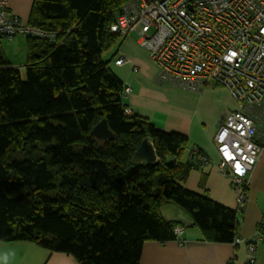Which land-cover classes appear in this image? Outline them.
I'll return each mask as SVG.
<instances>
[{
	"label": "trees",
	"instance_id": "1",
	"mask_svg": "<svg viewBox=\"0 0 264 264\" xmlns=\"http://www.w3.org/2000/svg\"><path fill=\"white\" fill-rule=\"evenodd\" d=\"M130 1L34 0L28 23L48 35L27 36L22 68L0 43V242L31 243L77 264H141L144 245L177 242L178 227L238 246L243 208L212 199L205 172L201 192L186 187L212 165L207 154L197 148L208 162L183 161L188 137L126 112V86L103 56L127 37L111 29ZM103 120L113 140L92 135ZM146 138L158 162L133 165ZM164 203L190 223L167 219ZM255 260L250 251L244 264Z\"/></svg>",
	"mask_w": 264,
	"mask_h": 264
},
{
	"label": "built area",
	"instance_id": "2",
	"mask_svg": "<svg viewBox=\"0 0 264 264\" xmlns=\"http://www.w3.org/2000/svg\"><path fill=\"white\" fill-rule=\"evenodd\" d=\"M8 9L0 1V36L48 35ZM111 30L122 36L138 32L141 46L159 67L158 84L201 91L216 83L232 93L238 106L219 125L214 145L218 170L232 179L242 209L244 188L264 150V0H131ZM127 62L121 57L115 63ZM130 93L125 87V97ZM191 156L208 162L197 149ZM263 231L264 223L249 242L251 252L263 241ZM175 232L184 246L182 229Z\"/></svg>",
	"mask_w": 264,
	"mask_h": 264
},
{
	"label": "crops",
	"instance_id": "3",
	"mask_svg": "<svg viewBox=\"0 0 264 264\" xmlns=\"http://www.w3.org/2000/svg\"><path fill=\"white\" fill-rule=\"evenodd\" d=\"M0 1L7 3V7L23 23L29 24L28 20L34 0ZM127 37L120 46L116 60L124 57L128 62L123 66L115 64L119 68L115 71L116 74L124 85L130 86L132 90V93L125 97L126 103L135 113L149 118L157 128L181 133L188 137L186 160L197 148L206 153L211 160V156L215 153L214 139L218 133L219 125L224 123L230 112L236 108L235 101L230 95L231 92L229 93L227 88L216 83L210 84L201 92L158 84V66L151 60L147 50L141 46L139 39ZM26 39L25 36L17 35L7 43L0 42L8 60L13 65L20 64L19 68L24 67L27 59ZM135 68L137 72H135ZM214 106L221 109L219 116L216 117V122L211 126L204 123L201 126V122L204 120L201 115L202 111ZM216 165L213 163L204 171L195 170L197 174L195 176L192 174L186 185L188 188H193L195 181L194 185L198 187L205 172L208 175L206 178L209 195L213 197L216 192L214 200L226 204V199L222 198L224 196L231 198L228 195L230 188H224L230 177L222 175ZM192 178L193 182L189 184ZM232 187L234 188L233 183ZM246 187L247 202L239 212L240 242L238 246L204 241L200 231L189 228L190 230L186 231L185 229L183 234L184 246L177 242L146 243L143 248L141 264H244L250 256L248 242L254 240L259 234L261 222L264 220V150L259 164L249 176ZM166 218L190 223L189 218L183 212L170 213V216ZM255 257L254 264H264V239L257 247ZM0 264H77V262L71 256L51 253L31 243L0 242Z\"/></svg>",
	"mask_w": 264,
	"mask_h": 264
},
{
	"label": "rangeland",
	"instance_id": "4",
	"mask_svg": "<svg viewBox=\"0 0 264 264\" xmlns=\"http://www.w3.org/2000/svg\"><path fill=\"white\" fill-rule=\"evenodd\" d=\"M6 5H7V3H6ZM8 6V5H7ZM9 11L11 12V13H13L10 9H9ZM14 14V13H13ZM118 19V18H117ZM20 38H22V37H20ZM127 38H134V39H139V34H138V32L137 31H135V32H132L131 34H129V36L127 37ZM23 39V38H22ZM0 41L2 42V43H7V42H9L10 40L9 39H7V38H1L0 39ZM140 43V42H139ZM120 48L121 47H119V45H117V46H114L111 50H109L107 53H105V55L103 56L104 57V61H109V64H110V69L113 71V73H115L116 74V70H119V68L118 67H116V59L118 58V55H119V50H120ZM116 55V56H115ZM150 56V55H149ZM155 63V62H154ZM156 64V63H155ZM14 65H16V66H18V65H20V64H14ZM157 65V64H156ZM158 66V65H157ZM159 68V67H158ZM24 72V71H23ZM158 73H159V71H158ZM24 74V73H23ZM117 75V74H116ZM118 76V75H117ZM158 76V75H157ZM119 77V76H118ZM120 78V77H119ZM127 87V86H126ZM221 87H223V86H221ZM225 88V87H224ZM229 93H230V91L228 90V89H226ZM202 91V90H201ZM201 91H198V92H201ZM131 94V93H130ZM129 94V95H130ZM129 95H127V97L129 96ZM230 95L232 96L231 98H233L234 99V101H235V104H236V107L238 106V103H237V101H236V99L234 98V96L232 95V93H230ZM220 112H221V109L218 107V106H214V107H211V108H208V109H206V110H204V111H202V118H204V120L201 122V126H203V123L204 124H206V125H208V126H211L212 124H214L215 122H216V117H218L219 116V114H220ZM214 149H215V153L213 154V156H211V163L213 164H217L216 166H218V163H219V155H218V153H217V150H216V148L214 147ZM188 148H186L185 150H184V152H183V154H182V156H181V159L183 160V161H185L186 160V158H187V155H188ZM194 176H195V174H197L195 171H194ZM193 180V178L191 179V181H190V183L189 184H192V181ZM229 180V181H228ZM228 180H227V184H225V187L224 188H230V192H229V196L231 197V198H229V197H225L223 194V198L222 199H226L225 200V203L226 204H224V205H226L227 207H229V208H231V209H234V210H236L237 209V207H238V197H239V194L237 193V191L236 190H234V188L232 187V183H233V181H232V179H230V178H228ZM194 184H195V181H194ZM193 184V188H189V189H191V190H193V191H196V192H201L199 189H198V187L197 186H195ZM187 187V186H186ZM236 191V192H235ZM215 195H217L216 194V192H215V194H213V197H216ZM212 199H214L212 196H210ZM215 199H218V198H215ZM229 199V200H228ZM219 201V200H218ZM237 202V203H236ZM162 212H163V214H164V216L165 217H168V216H170V213H172V214H176L177 212H182L180 209H179V207H177L176 205H174V204H171V203H164L163 204V207H162ZM238 220H240V214H238ZM188 230H190V229H188V228H186V231H188ZM195 230H197V229H195ZM199 231V230H198ZM243 248H244V245H243Z\"/></svg>",
	"mask_w": 264,
	"mask_h": 264
},
{
	"label": "water",
	"instance_id": "5",
	"mask_svg": "<svg viewBox=\"0 0 264 264\" xmlns=\"http://www.w3.org/2000/svg\"><path fill=\"white\" fill-rule=\"evenodd\" d=\"M2 36H0V39ZM92 135L102 141L113 140L114 135L109 130L108 124L106 120L100 122L92 131ZM158 162V154L153 142L146 138L137 152L135 153L132 164L140 165V164H155Z\"/></svg>",
	"mask_w": 264,
	"mask_h": 264
},
{
	"label": "bare ground",
	"instance_id": "6",
	"mask_svg": "<svg viewBox=\"0 0 264 264\" xmlns=\"http://www.w3.org/2000/svg\"><path fill=\"white\" fill-rule=\"evenodd\" d=\"M182 90H184V89H182Z\"/></svg>",
	"mask_w": 264,
	"mask_h": 264
}]
</instances>
